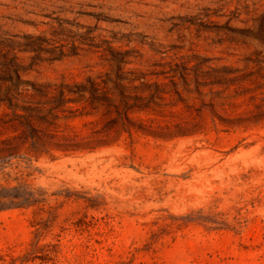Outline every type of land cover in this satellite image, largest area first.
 Wrapping results in <instances>:
<instances>
[{
    "label": "rangeland",
    "instance_id": "rangeland-1",
    "mask_svg": "<svg viewBox=\"0 0 264 264\" xmlns=\"http://www.w3.org/2000/svg\"><path fill=\"white\" fill-rule=\"evenodd\" d=\"M0 157V264H264V0H0Z\"/></svg>",
    "mask_w": 264,
    "mask_h": 264
},
{
    "label": "trees",
    "instance_id": "trees-1",
    "mask_svg": "<svg viewBox=\"0 0 264 264\" xmlns=\"http://www.w3.org/2000/svg\"><path fill=\"white\" fill-rule=\"evenodd\" d=\"M12 155H8L11 158ZM3 159L0 157V169L4 167ZM13 191L12 195H7V191ZM37 198L34 192L26 185H21L20 187L6 188L0 185V210L9 209L11 206H21L23 204H33L36 203Z\"/></svg>",
    "mask_w": 264,
    "mask_h": 264
}]
</instances>
